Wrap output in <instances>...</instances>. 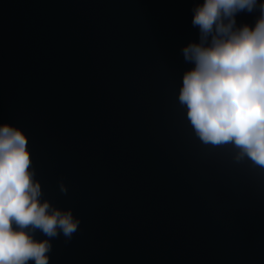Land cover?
<instances>
[{"label": "water", "instance_id": "1", "mask_svg": "<svg viewBox=\"0 0 264 264\" xmlns=\"http://www.w3.org/2000/svg\"><path fill=\"white\" fill-rule=\"evenodd\" d=\"M202 2L0 0V125L80 220L49 264H264V169L203 144L178 101Z\"/></svg>", "mask_w": 264, "mask_h": 264}, {"label": "clouds", "instance_id": "2", "mask_svg": "<svg viewBox=\"0 0 264 264\" xmlns=\"http://www.w3.org/2000/svg\"><path fill=\"white\" fill-rule=\"evenodd\" d=\"M199 42L182 49L194 65L184 72L179 104L196 137L214 147L231 145L234 160L264 169V2L203 0L192 9ZM259 15L237 26L240 12ZM20 128L0 125V264H49L51 240H70L80 220L43 195ZM60 191L67 187L60 183ZM39 231L46 239H36Z\"/></svg>", "mask_w": 264, "mask_h": 264}]
</instances>
